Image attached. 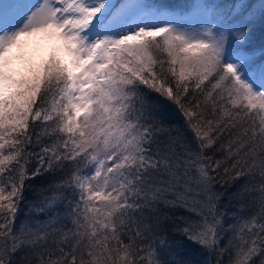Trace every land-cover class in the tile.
Returning <instances> with one entry per match:
<instances>
[{"label":"snow or ice","instance_id":"obj_1","mask_svg":"<svg viewBox=\"0 0 264 264\" xmlns=\"http://www.w3.org/2000/svg\"><path fill=\"white\" fill-rule=\"evenodd\" d=\"M188 10L0 0V264H192L164 258L173 225L214 264H264V45L254 56L248 27L264 0ZM44 173L59 177L31 209L45 218L16 229L25 182ZM226 197L258 211L228 223Z\"/></svg>","mask_w":264,"mask_h":264},{"label":"trees","instance_id":"obj_2","mask_svg":"<svg viewBox=\"0 0 264 264\" xmlns=\"http://www.w3.org/2000/svg\"><path fill=\"white\" fill-rule=\"evenodd\" d=\"M163 6L174 7L181 10H188V5L192 3L193 0H155ZM259 0H251V3L258 5ZM234 3V0H218L215 4L224 6H229ZM250 29V41L249 47L255 51L256 49H261L264 44V18L256 16L251 20L248 25ZM49 52L46 55H41L36 60L47 58ZM146 97L151 103L156 111L159 119L163 120L164 123L170 127L177 129L185 139L190 142L191 147L195 148L194 138L192 133L188 130L187 125L184 122V118L177 109L176 105L172 104L170 101L159 97L157 94L145 90ZM216 158H220L219 154ZM30 170L35 168V160H32L28 165ZM58 176H54L49 173H44L38 175L33 179L26 180L25 190H24V200L20 204V210L17 213V218L15 221L16 229H19L21 225L29 222H34L36 219H44L43 216H37L31 209L38 204L39 200L42 198L40 193L43 189L47 188L51 183H53ZM250 177H242L236 184L230 189L231 191H236L243 184L248 182ZM258 179V178H257ZM49 194V193H45ZM256 195V193H253ZM251 199V198H249ZM225 211L228 214V223H235L233 216H247L253 212L258 211V208L251 204H244L243 206L236 200L226 197L224 200ZM61 211L63 209L61 208ZM169 216L173 213L168 209H165ZM176 218L181 216L187 217L189 219H195L194 215L185 211L183 208H178L174 213ZM182 226V225H181ZM175 225L166 229V239L169 242L170 247L166 250L165 259L167 260H189L192 264H206L207 261L215 262V257H209L205 250L193 241L187 239L182 233L174 231ZM227 242V237L221 241V246ZM224 264H228V257L225 255Z\"/></svg>","mask_w":264,"mask_h":264},{"label":"rangeland","instance_id":"obj_3","mask_svg":"<svg viewBox=\"0 0 264 264\" xmlns=\"http://www.w3.org/2000/svg\"><path fill=\"white\" fill-rule=\"evenodd\" d=\"M218 0H202V2H206L209 4H215ZM149 3H154L157 5H161L158 2H156L155 0H148ZM193 2V1H192ZM168 10L170 12H173L175 15H177L178 17H181L183 19H190V15H189V10H173L168 8ZM230 42H231V38H230ZM264 45V44H263ZM49 46L48 45H43L40 48H38L35 51V59H37L38 57H40L41 55H46L49 52ZM253 55L256 57H260L261 56V49H256L255 51H253Z\"/></svg>","mask_w":264,"mask_h":264}]
</instances>
